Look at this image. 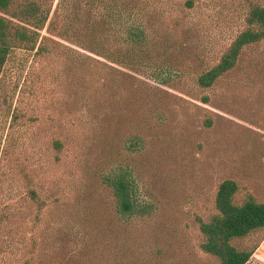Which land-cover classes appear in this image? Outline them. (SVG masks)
I'll list each match as a JSON object with an SVG mask.
<instances>
[{
	"label": "rangeland",
	"instance_id": "obj_1",
	"mask_svg": "<svg viewBox=\"0 0 264 264\" xmlns=\"http://www.w3.org/2000/svg\"><path fill=\"white\" fill-rule=\"evenodd\" d=\"M66 1L70 14L91 9L96 27L121 11L114 27L138 25L143 54L84 63L67 36L42 54L10 53L0 74V264H219L200 250L197 225L215 212L218 185L233 180L238 201L264 202V41L210 88L197 83L244 28L243 0ZM119 173L133 182L132 215L106 182ZM233 245L264 264V230Z\"/></svg>",
	"mask_w": 264,
	"mask_h": 264
},
{
	"label": "trees",
	"instance_id": "obj_2",
	"mask_svg": "<svg viewBox=\"0 0 264 264\" xmlns=\"http://www.w3.org/2000/svg\"><path fill=\"white\" fill-rule=\"evenodd\" d=\"M0 0V74L10 53L17 48L39 54L46 52L51 37L67 36L65 40L76 44V52L70 49L80 61H95L103 58L118 61L119 58L142 56L140 50L146 41L145 32L136 24L115 28L122 24L121 11H108L96 27L91 9L86 13L75 11L70 14L66 0ZM94 0L85 5L93 6ZM246 7L245 26L234 37L221 55L219 61L197 78L202 88H210L215 82L234 69L245 47L264 41V3L260 0H243ZM191 6V3L188 2ZM113 12V13H111ZM131 11L126 17H132ZM64 17V19H61ZM115 28V29H114ZM44 33V34H43ZM117 38L112 45V39ZM121 62H124L121 60ZM206 100V99H205ZM54 150L61 152L63 144L53 142ZM120 213L132 215L136 212L133 182L119 173L107 178ZM239 187L233 180H224L216 190L214 209L206 220L197 219L198 230L203 237L199 248L205 254L216 258L219 264H248L252 251L239 250L233 245L236 239L264 230V202L246 193L238 201ZM31 201L42 210L45 203L33 190L29 191Z\"/></svg>",
	"mask_w": 264,
	"mask_h": 264
}]
</instances>
